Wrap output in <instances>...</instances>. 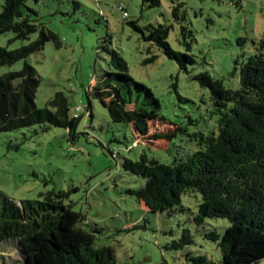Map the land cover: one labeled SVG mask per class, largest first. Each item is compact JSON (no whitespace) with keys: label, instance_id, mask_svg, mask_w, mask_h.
Segmentation results:
<instances>
[{"label":"rangeland","instance_id":"1","mask_svg":"<svg viewBox=\"0 0 264 264\" xmlns=\"http://www.w3.org/2000/svg\"><path fill=\"white\" fill-rule=\"evenodd\" d=\"M159 1L151 8L142 0H26L25 11L33 10L31 17L56 33L60 45L47 41L25 59L0 65V74L20 70L26 61L39 79L35 105L44 107L56 92H62L71 116L75 112L78 120L71 132L50 124L0 131V192L16 202L41 198L48 191L65 192L63 203L82 214L80 225L96 231V243L110 246L117 264H198V257L205 258L202 264H224L220 248L207 234L215 230L222 235L228 219L211 217L196 225L193 216L200 196L194 190L182 194L180 203L164 212L149 211L130 194L144 184V178L125 170L123 160L135 161L144 153L148 159L170 163L195 149L191 134L210 131L217 117L208 89L192 76L207 72L225 86H234L236 76L231 73L236 62L253 52L251 40L264 37V0ZM179 2L185 19L177 21L171 8ZM2 4L0 0V10ZM130 20L142 29L147 23L166 24L169 46L191 54L194 64L181 68L143 40L127 24ZM182 26L194 37L186 38L189 48L181 41ZM37 35L36 31L19 40L6 31L0 34V46L14 49ZM103 45L116 50L126 62V73L157 98L158 117L149 122V133L177 126L184 132L177 131L170 140L148 141L137 138L130 124L111 120L92 94L104 74L113 70ZM149 56L155 59L145 61ZM134 97L151 104L142 91ZM184 229L192 242L174 247ZM11 242L0 243V264L20 259ZM238 250V264L257 256Z\"/></svg>","mask_w":264,"mask_h":264},{"label":"trees","instance_id":"2","mask_svg":"<svg viewBox=\"0 0 264 264\" xmlns=\"http://www.w3.org/2000/svg\"><path fill=\"white\" fill-rule=\"evenodd\" d=\"M142 2L151 8L160 4L159 0ZM181 5L179 2L171 8L177 21L185 19ZM25 8L26 0H3L0 34L12 31L19 40L28 39L36 31L38 35L14 49L0 46V65L25 59L40 51L47 41L60 45L56 33L32 18L33 10ZM127 24L184 70L194 64L191 54L169 46L166 24L147 23L144 30L133 20ZM180 30L181 41L189 48L186 38L194 37L184 26ZM251 43L253 52L236 62L231 73L236 76L234 86H225L207 72L193 74V79L208 89L217 119L210 131L191 134L195 149L190 154L170 163L148 159L144 153L135 161L123 160L125 170L144 178V184L130 194L144 202L149 211L164 212L179 204L182 194L194 190L200 196L193 216L196 225L211 217L228 219L222 235L215 230L207 234L220 248L224 264L240 262L239 248L257 254L246 264H261L264 259V37ZM102 48L113 70L104 74L92 94L99 98L111 120L130 124L137 138L148 141L170 140L177 131L184 132L177 126L149 133V122L158 117L157 98L126 73V62L116 50L107 45ZM154 59L149 56L145 61ZM38 82L35 69L26 61L20 70L0 74V131L46 124L74 130L78 116H71L62 92H56L44 107L35 105ZM141 91L150 105L134 97ZM87 111L90 113L89 107ZM65 196L63 191H48L41 198L16 202L0 192V243L11 239L20 255V259L8 264H117L112 248L96 243V231L80 225L82 214L63 203ZM191 237L184 229L173 246L182 248L192 242ZM197 263H205V258L198 257Z\"/></svg>","mask_w":264,"mask_h":264},{"label":"built area","instance_id":"3","mask_svg":"<svg viewBox=\"0 0 264 264\" xmlns=\"http://www.w3.org/2000/svg\"><path fill=\"white\" fill-rule=\"evenodd\" d=\"M118 10H122V6H118ZM126 12L124 11L123 12V16H126ZM81 109V106L80 107H76L75 111H78ZM77 114L74 112L73 116L75 117Z\"/></svg>","mask_w":264,"mask_h":264}]
</instances>
